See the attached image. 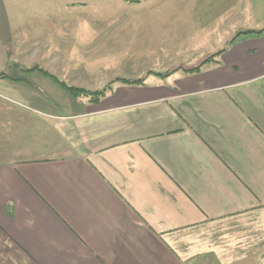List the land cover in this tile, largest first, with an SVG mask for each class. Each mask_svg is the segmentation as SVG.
<instances>
[{"label": "crops", "instance_id": "crops-1", "mask_svg": "<svg viewBox=\"0 0 264 264\" xmlns=\"http://www.w3.org/2000/svg\"><path fill=\"white\" fill-rule=\"evenodd\" d=\"M205 64L72 99L67 114L23 107L46 126L21 160L0 143V264L264 255V34Z\"/></svg>", "mask_w": 264, "mask_h": 264}, {"label": "rangeland", "instance_id": "rangeland-1", "mask_svg": "<svg viewBox=\"0 0 264 264\" xmlns=\"http://www.w3.org/2000/svg\"><path fill=\"white\" fill-rule=\"evenodd\" d=\"M263 34L264 0H0V75L17 83L0 88V107L11 108L0 143L13 161L39 145L46 124L23 107L67 114L72 99L96 103L116 85L211 64ZM199 264H264V255H204Z\"/></svg>", "mask_w": 264, "mask_h": 264}, {"label": "trees", "instance_id": "trees-1", "mask_svg": "<svg viewBox=\"0 0 264 264\" xmlns=\"http://www.w3.org/2000/svg\"><path fill=\"white\" fill-rule=\"evenodd\" d=\"M208 63H209V62H208ZM199 68H200V67H199ZM194 71H196V69H194ZM194 71H193V72H194Z\"/></svg>", "mask_w": 264, "mask_h": 264}]
</instances>
